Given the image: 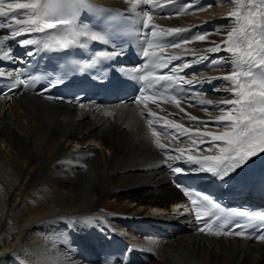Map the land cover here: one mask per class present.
Wrapping results in <instances>:
<instances>
[{
	"label": "bare ground",
	"instance_id": "6f19581e",
	"mask_svg": "<svg viewBox=\"0 0 264 264\" xmlns=\"http://www.w3.org/2000/svg\"><path fill=\"white\" fill-rule=\"evenodd\" d=\"M101 1L124 7L140 23L148 11L151 20L163 28L181 29L171 49L186 54L187 66H199L188 81L207 90L206 95L192 94L177 104L180 108L172 105L165 110L155 107L143 111L128 104L64 106L33 96L31 87H20L16 93L0 97V186L9 189L4 200L12 215L2 224L6 209L1 206L4 202L0 204V233L7 231L10 238L6 237V243L20 238L24 231L22 242L34 243L44 230L54 239L53 248L60 242L67 254L83 263L101 264L105 244L121 237L132 245L135 260L140 257L147 264H264L263 243L197 232L185 207L172 205L179 194L168 179L175 163L197 167L189 162V156L202 161L206 155H220L218 148L226 146L196 135L233 131L215 122L226 114L223 102L233 98L228 81L219 79L229 74L231 53H211L208 49L214 46L213 41L222 43L232 28L259 20L264 5L252 0L255 7L250 9L249 0H214L203 9H191L186 6L201 0H177L179 9L163 15V6L174 0H151L146 7L138 0ZM8 2L15 0H5ZM234 14H240L241 24ZM79 28L92 32L84 22ZM26 35L13 37L9 29H0V69L5 67L12 74L27 59L26 53L33 51L34 45L18 43ZM198 35L206 39H195ZM36 37L37 33L31 34V38ZM241 50L247 48L242 46ZM203 63L207 67L201 70ZM191 116H196L197 122L191 121ZM149 119L160 121L167 131L150 133ZM177 124L187 131L176 129ZM185 135L189 138L182 139ZM160 145L168 151L166 156L158 154ZM50 227L55 228L52 233ZM71 230L78 232L80 240L71 239ZM37 249L30 252L36 264L63 262L60 253Z\"/></svg>",
	"mask_w": 264,
	"mask_h": 264
},
{
	"label": "snow or ice",
	"instance_id": "6c2138e0",
	"mask_svg": "<svg viewBox=\"0 0 264 264\" xmlns=\"http://www.w3.org/2000/svg\"><path fill=\"white\" fill-rule=\"evenodd\" d=\"M80 2L81 0H66V3L71 5ZM227 2H234V0H227ZM260 2L261 5H264V0H260ZM145 3L150 4L151 0H145ZM5 7L8 11H5ZM253 7H255V5L252 3V0H249V8L251 9ZM17 10L24 11L18 12ZM56 11L57 10L48 3V0H45L43 4L41 0H29V2L15 0V2H8L7 4H5V0H0V18H6L0 20V29H9V34L13 37L27 34L25 39L18 41L22 46H39L42 44V49H33V51L26 53L27 56H32L35 52L40 50L62 51L70 47H83L80 43L81 37L91 39L94 42L109 43V40L99 33H90L84 28H78L74 10L70 9L68 15H56ZM60 12L63 13V9H60ZM18 16H27V19H20ZM143 16L146 17V21L143 24L144 31L139 34L146 37L141 40V44L146 47L141 48L140 55L144 58H149L150 53L147 51V48L152 47V42L147 37L155 35L154 29L156 26L153 25L149 28L147 20H151L152 17L149 16L148 11H145ZM235 19L237 24H241L239 15H235ZM14 25L19 26V28H14ZM46 30H55L56 34H49L44 41L31 38L32 33H45ZM180 31L181 29L179 28L168 29L165 35ZM195 39L203 41L206 37L205 35H198ZM211 43L214 46L208 49L209 52L216 53L218 50H225L231 53L229 74L219 77V79L228 81L227 88L233 98L223 102L226 106L223 111L226 114L218 116L215 122L218 126L231 127L233 131H225L222 135H215L207 132L196 133V135L201 136L202 139L205 136L211 137L212 141H222L226 146L218 148L220 155H206L203 157L202 161L189 156L188 160L197 165L196 168L190 169V171L196 173L206 172L214 175L217 179L223 180L246 164L249 159L260 153H264V15H261V18L255 22L249 21L245 24H241L239 27H234L229 30L222 43L217 44L214 41ZM242 46L246 47L247 51H242ZM119 54H123L122 50L117 52L116 49H113L111 53H104L103 55H105V58H111ZM151 55L154 57V59H152L154 68L167 67L171 59H175V57H170L168 61L162 63L160 62V57H155L154 53ZM3 58L8 59L9 57L5 56ZM94 63L95 61H93V64ZM179 67L182 68L183 64ZM144 68L145 65L142 64L139 68L135 69L136 74L133 75L134 80L145 81L149 77H152L151 72L145 74ZM175 68L176 66H173L169 68V71L175 72ZM4 75L5 73L0 71V77ZM100 79L103 81L104 78L101 77ZM152 79L157 84H159L160 81H170L177 85L182 83L179 79L173 80V77L167 74L152 77ZM63 82V80L53 81L49 84V88L59 86V84ZM22 83L23 81L15 82L14 85L9 86V91L15 93V88ZM187 83H192V81H187ZM40 92L44 93L45 89H41ZM3 94L5 93L0 92V95ZM217 108H219V106H217ZM234 112L236 115L233 114ZM148 115L151 117L154 114L149 113ZM190 120L197 122V117L191 116ZM151 123L152 121L149 119V124ZM170 123L171 122H169V124ZM200 123L205 122L200 121ZM174 127L184 132L187 131V129H183L182 126L178 124L174 125ZM214 146L215 145H209L210 148ZM160 147L163 148V145H160ZM205 164L208 166L205 167ZM173 172L174 174L180 173L181 169L178 167L174 168ZM176 186L180 187L179 184ZM194 194L197 199H192V195L185 191V195L191 199L193 206L197 209L196 219L198 221L201 219L199 208L206 205L218 208V205L211 203L208 196H201L198 192ZM197 200H200L201 203L198 204ZM209 215H212V213L210 212ZM84 223H90V221H84ZM238 226L239 225H233L232 228L235 229ZM205 227L209 228L211 231L210 220L205 219L200 230L204 231ZM218 227H224V224L221 223ZM211 234H235L240 236L243 235V232H232L229 230L226 233L215 231ZM256 238L264 240V234H259ZM105 264H111L110 257L105 259ZM117 264H126L125 258L121 257L119 261H117Z\"/></svg>",
	"mask_w": 264,
	"mask_h": 264
},
{
	"label": "rangeland",
	"instance_id": "374dc122",
	"mask_svg": "<svg viewBox=\"0 0 264 264\" xmlns=\"http://www.w3.org/2000/svg\"><path fill=\"white\" fill-rule=\"evenodd\" d=\"M212 1H214V0H201L200 1V3H191V5H187L186 6V8H204V7H206V5H208L209 4V2H212ZM193 5V6H192ZM194 5H196V6H194ZM241 14V13H240ZM240 14H237V15H240ZM204 16H205V14H204ZM224 17V16H223ZM229 18H233V16L231 17H229ZM222 21V20H221ZM209 30H211V28H209ZM7 70V69H6ZM6 105L7 106H9L10 105V102H6ZM11 178H12V176H10ZM14 177V176H13ZM4 188V187H3ZM1 188V186H0V204H2L3 202V204L1 205L2 207H4L6 210H4V211H6V213L4 212V215H3V218L4 219H2V224H4L5 222L6 223H8L7 222V220H6V216L8 217V218H11L12 217V215H11V212H10V208H9V210H8V204H5V201L6 200H4V197L5 196H7V195H5L4 193H6V191L8 192L9 191V189H7V188ZM2 190V191H1ZM5 190V191H4ZM4 191V192H3ZM10 193V192H9ZM12 193V192H11ZM15 197V199H17L18 200V196L17 195H15L14 196ZM19 201V200H18ZM0 209H1V207H0ZM2 210V209H1ZM10 212V214H7V213H9ZM1 214V213H0ZM7 214V215H6ZM15 213H13V215H14ZM11 216V217H10ZM3 220H4V222H3ZM6 220V221H5ZM5 223V224H6ZM2 224H1V227H0V231L2 230L1 228H2ZM51 228V227H50ZM50 228H47V229H50ZM50 230H52L51 231V233L53 232V230H55V228H51ZM50 230H48V231H50ZM43 232H44V230H42ZM41 231V232H42ZM4 232V233H3ZM3 232H1L0 234H4V236H3V234L1 235V236H3V237H1L2 239H5V241L4 240H2V239H0V264H36V262L35 261H37V259L36 258H33V255H31V253H32V250H36L37 248L38 249H40V250H43V251H45V248H46V251H48L49 250V252H55L56 251V253L58 252V255H59V253H60V255H59V257H60V260L62 261V259H63V262L64 263H66V264H68V261L70 262V264H72V262H73V264H74V261L73 260H76L75 261V264H79V262H80V264H96V263H94V262H91V263H89V262H86V263H83L82 261V259H80V258H78V259H75L74 258V256H72L71 254H67V252H65L63 249V247H61V246H59L61 243L59 242L58 244H57V248H55V250H54V248L52 247V246H54L53 244V242H55V241H53L52 239H51V235H49V233H47L46 231L43 233H41V234H37V237H38V239H36V240H34L35 242L33 243V241L32 240H29L28 242L29 243H23L22 242V237H23V234L25 233V231L23 232V234H21L20 235V238L18 237V238H15L14 240H12V241H10L9 243H6L7 242V239H6V237L7 238H9L8 237V234H5V233H7V231H3ZM71 232L73 233V237H71V239H79L80 240V236H79V234H78V232H76L77 233V235H76V233H75V231L74 230H71ZM44 235H46V238L44 237ZM44 237V238H43ZM28 239H31V237H28ZM81 239H82V237H81ZM1 240H2V243H1ZM8 240H10V238L8 239ZM43 240V241H42ZM30 241H31V243H30ZM41 241V242H40ZM51 242V243H50ZM5 243V244H4ZM13 243L15 244V245H13ZM36 243V244H35ZM8 246H7V245ZM29 244V245H28ZM32 244V245H31ZM43 244V245H42ZM52 244V245H51ZM48 245V246H47ZM5 246V247H4ZM14 246V247H13ZM22 246V247H21ZM26 246V247H25ZM31 246V247H30ZM35 246V247H34ZM40 246V247H39ZM47 246V247H46ZM50 246V247H49ZM8 247V248H7ZM13 247V248H12ZM29 249H28V248ZM37 247V248H36ZM48 247H49V249H48ZM52 247V248H51ZM42 248V249H41ZM2 249V250H1ZM7 249H9V250H7ZM37 249V250H38ZM6 251V252H5ZM29 251V252H28ZM31 252V253H30ZM62 252V253H61ZM28 253V254H27ZM30 253V254H29ZM62 256V257H61ZM73 258H72V257ZM97 259V258H96ZM66 260V261H65ZM60 261V262H61ZM63 262H61L60 264H64Z\"/></svg>",
	"mask_w": 264,
	"mask_h": 264
}]
</instances>
